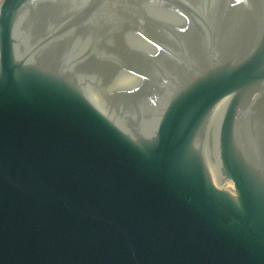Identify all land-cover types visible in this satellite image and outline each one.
<instances>
[{
    "label": "water",
    "instance_id": "1",
    "mask_svg": "<svg viewBox=\"0 0 264 264\" xmlns=\"http://www.w3.org/2000/svg\"><path fill=\"white\" fill-rule=\"evenodd\" d=\"M0 264H264V0H0Z\"/></svg>",
    "mask_w": 264,
    "mask_h": 264
}]
</instances>
